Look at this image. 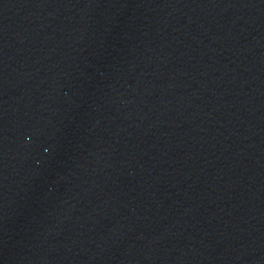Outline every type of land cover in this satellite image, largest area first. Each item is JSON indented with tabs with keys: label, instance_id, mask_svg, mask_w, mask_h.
I'll return each instance as SVG.
<instances>
[{
	"label": "water",
	"instance_id": "obj_1",
	"mask_svg": "<svg viewBox=\"0 0 264 264\" xmlns=\"http://www.w3.org/2000/svg\"><path fill=\"white\" fill-rule=\"evenodd\" d=\"M0 264H264V0H0Z\"/></svg>",
	"mask_w": 264,
	"mask_h": 264
}]
</instances>
